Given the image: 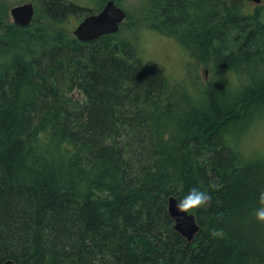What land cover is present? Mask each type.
<instances>
[{
    "label": "trees",
    "instance_id": "obj_1",
    "mask_svg": "<svg viewBox=\"0 0 264 264\" xmlns=\"http://www.w3.org/2000/svg\"><path fill=\"white\" fill-rule=\"evenodd\" d=\"M35 1L27 26L0 13V264H264V160L232 133L264 113V6L145 0L150 27L214 64L190 95L122 31L81 41L60 27L87 7ZM233 73L251 81L220 87ZM194 186L211 199L189 242L168 202Z\"/></svg>",
    "mask_w": 264,
    "mask_h": 264
},
{
    "label": "rangeland",
    "instance_id": "obj_2",
    "mask_svg": "<svg viewBox=\"0 0 264 264\" xmlns=\"http://www.w3.org/2000/svg\"><path fill=\"white\" fill-rule=\"evenodd\" d=\"M33 1L36 8L35 0H0V13L9 22H14L10 10L13 6ZM75 4L87 7V12L99 10L104 6L107 0H69ZM230 3L239 4L245 13H252L257 7L264 6V0L260 3L253 0H228ZM118 2V1H117ZM145 0H119L118 4L123 6L128 17L122 28V35L135 39L138 44V50L147 67H156L167 75L176 89L185 88L190 95L200 93L201 87L208 84L213 79L211 61L194 60L191 52L188 51L180 41L172 36L157 32V29L150 27L147 22L146 12L142 10ZM100 3L99 7L98 4ZM84 17L82 14H68L67 20L61 21V28L74 35V29ZM1 35V31H0ZM187 54V55H186ZM220 87L225 83H231L236 88L239 82L246 83L251 81V75L245 74L242 78L236 73L231 74L230 78L221 76ZM202 84V85H201ZM74 96L80 101L85 100L84 94L76 89ZM233 140L242 147L244 155L264 160V113L258 114L254 118H247L239 122L233 128Z\"/></svg>",
    "mask_w": 264,
    "mask_h": 264
},
{
    "label": "water",
    "instance_id": "obj_3",
    "mask_svg": "<svg viewBox=\"0 0 264 264\" xmlns=\"http://www.w3.org/2000/svg\"><path fill=\"white\" fill-rule=\"evenodd\" d=\"M261 2V0H253ZM10 13L14 23L27 26L35 15V5L32 1L15 5ZM127 18V11L117 4L116 0H108L104 7L87 15L75 28L74 34L81 41L96 39L105 34H113L119 31L120 24ZM177 197H169L168 211L174 220V228L182 234L189 242H192L201 229L195 213H180L176 209ZM3 264H17L13 259H7Z\"/></svg>",
    "mask_w": 264,
    "mask_h": 264
},
{
    "label": "clouds",
    "instance_id": "obj_4",
    "mask_svg": "<svg viewBox=\"0 0 264 264\" xmlns=\"http://www.w3.org/2000/svg\"><path fill=\"white\" fill-rule=\"evenodd\" d=\"M210 199L211 195L206 189L194 186L181 198L176 199L175 206L178 212L190 214L204 206ZM257 204L258 206L253 209L254 217L258 222L264 223V190L259 191ZM211 234L213 237H220L223 230L214 229Z\"/></svg>",
    "mask_w": 264,
    "mask_h": 264
},
{
    "label": "flooded vegetation",
    "instance_id": "obj_5",
    "mask_svg": "<svg viewBox=\"0 0 264 264\" xmlns=\"http://www.w3.org/2000/svg\"><path fill=\"white\" fill-rule=\"evenodd\" d=\"M262 1V0H261ZM76 3V2H75ZM89 13H92V12H84L83 13V15H84V17L80 20V22L85 18V16H87ZM94 13V12H93ZM79 15V14H78ZM127 17H128V13H127ZM127 19V18H126ZM79 22V23H80ZM124 22L125 21H123L121 24H120V30L119 31H121V27H122V24H124ZM159 26V25H158ZM158 26L156 27V29H157V32H160V33H163V34H167V33H165V32H162L159 28H158ZM167 35H169V36H172V38H176V39H178L179 41H180V44H182V46H184L183 45V43L181 42V39H180V37H177V36H173V35H170V34H167ZM185 47V46H184Z\"/></svg>",
    "mask_w": 264,
    "mask_h": 264
},
{
    "label": "bare ground",
    "instance_id": "obj_6",
    "mask_svg": "<svg viewBox=\"0 0 264 264\" xmlns=\"http://www.w3.org/2000/svg\"><path fill=\"white\" fill-rule=\"evenodd\" d=\"M179 6H180V5H179ZM184 48H185V47H184ZM196 49H197V48H196ZM190 50H191V49H190ZM194 51H195V50H194ZM190 52H191V51H190ZM192 52H193V51H192ZM197 52H198V51H197ZM194 53H195V52H194ZM204 53H205V51H204ZM198 54H199V52H198ZM186 55H187V54H186ZM203 56H204V55H203ZM203 56H202V57H203ZM204 57H205V56H204ZM226 137H227V136H226ZM227 141H228V140H227Z\"/></svg>",
    "mask_w": 264,
    "mask_h": 264
}]
</instances>
